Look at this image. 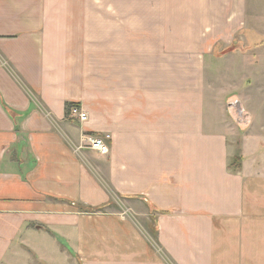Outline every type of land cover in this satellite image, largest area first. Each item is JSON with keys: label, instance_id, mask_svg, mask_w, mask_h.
Listing matches in <instances>:
<instances>
[{"label": "crops", "instance_id": "1", "mask_svg": "<svg viewBox=\"0 0 264 264\" xmlns=\"http://www.w3.org/2000/svg\"><path fill=\"white\" fill-rule=\"evenodd\" d=\"M249 3L0 0V264L23 244L68 264H264V145L229 167L208 84Z\"/></svg>", "mask_w": 264, "mask_h": 264}, {"label": "rangeland", "instance_id": "2", "mask_svg": "<svg viewBox=\"0 0 264 264\" xmlns=\"http://www.w3.org/2000/svg\"><path fill=\"white\" fill-rule=\"evenodd\" d=\"M215 54L208 84L213 96L227 101L238 155L247 137L261 140L264 145V0H250L245 25L230 44H221ZM238 105L243 108L240 112ZM38 250L42 248L23 244L12 264H68V260L57 262L69 253L61 247H44L43 260ZM26 257L31 260L25 262Z\"/></svg>", "mask_w": 264, "mask_h": 264}, {"label": "built area", "instance_id": "3", "mask_svg": "<svg viewBox=\"0 0 264 264\" xmlns=\"http://www.w3.org/2000/svg\"><path fill=\"white\" fill-rule=\"evenodd\" d=\"M71 116L74 119H77L81 122L86 121L88 118L87 112L78 105H72L69 110ZM110 138V135L106 136H92L89 135L87 137L88 141L90 142L91 148L97 150L100 154H108L109 153V144L107 139Z\"/></svg>", "mask_w": 264, "mask_h": 264}, {"label": "trees", "instance_id": "4", "mask_svg": "<svg viewBox=\"0 0 264 264\" xmlns=\"http://www.w3.org/2000/svg\"><path fill=\"white\" fill-rule=\"evenodd\" d=\"M74 105V104H70L68 103L67 104V111H68V114L70 113L69 110H70V107ZM79 106V105H78ZM229 167L233 170H240L242 168V157L239 156V155H236L232 162L230 163ZM84 210L86 211H99V210H102L104 207H96V208H87V207H82ZM153 216V215H152ZM150 229L152 231V234L156 237L157 235V228H155L153 225H150Z\"/></svg>", "mask_w": 264, "mask_h": 264}, {"label": "water", "instance_id": "5", "mask_svg": "<svg viewBox=\"0 0 264 264\" xmlns=\"http://www.w3.org/2000/svg\"><path fill=\"white\" fill-rule=\"evenodd\" d=\"M238 108H239V112H240V110H241V109H240V105H238Z\"/></svg>", "mask_w": 264, "mask_h": 264}]
</instances>
